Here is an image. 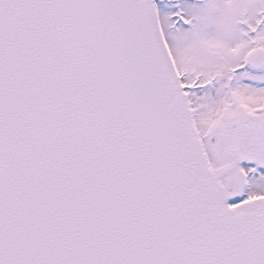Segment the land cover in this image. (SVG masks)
Wrapping results in <instances>:
<instances>
[{"label": "water", "instance_id": "95a60500", "mask_svg": "<svg viewBox=\"0 0 264 264\" xmlns=\"http://www.w3.org/2000/svg\"><path fill=\"white\" fill-rule=\"evenodd\" d=\"M0 264H264L152 0H0Z\"/></svg>", "mask_w": 264, "mask_h": 264}, {"label": "flooded vegetation", "instance_id": "af4514ba", "mask_svg": "<svg viewBox=\"0 0 264 264\" xmlns=\"http://www.w3.org/2000/svg\"><path fill=\"white\" fill-rule=\"evenodd\" d=\"M241 30L228 32L226 42L216 46V64L228 49L241 61L215 78L224 81L223 91L226 84L231 87V76L238 71L232 94H218L223 108L209 129L206 146L213 175L230 205L239 213L252 214L264 210V27L255 32L250 27ZM204 45L205 51L193 53L206 52L207 43ZM248 46L251 49H245Z\"/></svg>", "mask_w": 264, "mask_h": 264}, {"label": "rangeland", "instance_id": "374dc122", "mask_svg": "<svg viewBox=\"0 0 264 264\" xmlns=\"http://www.w3.org/2000/svg\"><path fill=\"white\" fill-rule=\"evenodd\" d=\"M179 1L181 0H163L159 6L163 14L162 19L167 40L172 48L178 67L184 71L210 75L214 73L224 74L229 68L236 66L241 61L240 57L233 56L228 49L227 53L221 58L220 64L215 63L217 58L216 46L224 43V35L229 32L225 29H230V34L241 33L243 25L240 22L245 26L255 27V22L260 18H263L261 24L264 25V0H207L205 6L195 5L194 0H190L183 3L184 14L182 13V15L185 18L184 21L195 19V25L186 24L187 26H193L194 29H180V32L174 34L171 26L176 20L179 21L180 16L174 4ZM197 33L202 34L203 41H196L195 36ZM205 37L207 51L193 53L197 49L205 51ZM231 41L234 40L231 39ZM197 46L198 48L196 49ZM245 49H251V46ZM211 52L213 53L212 57H210ZM203 61L208 62L210 65L207 68H203ZM223 84L224 81H220L219 89ZM221 91L219 94H222ZM205 94L201 95V92H193L191 98L192 100L196 98L203 99ZM220 106L223 108L222 103ZM232 115L235 114L232 113ZM204 120L205 115L198 117L197 124L201 134L206 131L208 126Z\"/></svg>", "mask_w": 264, "mask_h": 264}, {"label": "bare ground", "instance_id": "6f19581e", "mask_svg": "<svg viewBox=\"0 0 264 264\" xmlns=\"http://www.w3.org/2000/svg\"><path fill=\"white\" fill-rule=\"evenodd\" d=\"M186 96L188 97L190 101V107L191 111L194 115V117L197 118L200 115H205V123L210 125L214 120L216 116V110H217V101H216V94H208L205 95L206 99L196 98L195 100H192L191 94L189 92H186Z\"/></svg>", "mask_w": 264, "mask_h": 264}]
</instances>
